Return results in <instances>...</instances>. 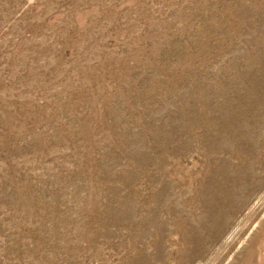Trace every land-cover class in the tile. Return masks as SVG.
I'll use <instances>...</instances> for the list:
<instances>
[{
	"label": "rangeland",
	"instance_id": "374dc122",
	"mask_svg": "<svg viewBox=\"0 0 264 264\" xmlns=\"http://www.w3.org/2000/svg\"><path fill=\"white\" fill-rule=\"evenodd\" d=\"M0 264H264V0H0Z\"/></svg>",
	"mask_w": 264,
	"mask_h": 264
}]
</instances>
